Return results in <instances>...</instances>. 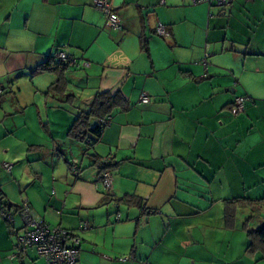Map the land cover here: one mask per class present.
I'll list each match as a JSON object with an SVG mask.
<instances>
[{"label": "crops", "instance_id": "crops-1", "mask_svg": "<svg viewBox=\"0 0 264 264\" xmlns=\"http://www.w3.org/2000/svg\"><path fill=\"white\" fill-rule=\"evenodd\" d=\"M107 1L119 31L92 0H0V163L15 179L0 169L3 200L12 212L25 200L37 221L73 232L76 264H197L208 243L227 258L240 231L241 255L263 264L247 232L264 224V0ZM59 50L89 64L66 71L62 97L49 91L56 74L34 73ZM103 92L122 106L92 147L71 139L75 116ZM106 159L109 191L98 180ZM13 215L11 226L0 220V264H46L32 249L16 253L23 224Z\"/></svg>", "mask_w": 264, "mask_h": 264}, {"label": "built area", "instance_id": "built-area-1", "mask_svg": "<svg viewBox=\"0 0 264 264\" xmlns=\"http://www.w3.org/2000/svg\"><path fill=\"white\" fill-rule=\"evenodd\" d=\"M233 0H192L193 4H206L208 7L226 8L231 5ZM164 1H161L163 4ZM92 6L100 12L106 21L107 27L112 31L122 29V22L114 8L107 0H92ZM155 34L160 37H168L165 27L158 24L155 28ZM56 62L64 63L68 67L75 69L88 68L89 64L84 61H78L68 55L63 50H59L55 55ZM248 101L247 97H237L232 105V114L237 116L244 111V105ZM139 104L149 103V97L145 93L139 97ZM104 129L109 124V118L103 121ZM2 168L6 172H10L12 166L3 164ZM70 172L74 177L78 176L79 167L76 162H71ZM99 183L105 191L112 188V175L110 171H104L99 176ZM15 214L21 219L23 224V232L17 236L16 253L24 254L29 249L35 251L36 255L45 260L46 264H76L79 254V238L71 231L61 228H50L45 223L37 221L31 210L29 203L25 200L21 202ZM0 220L9 226L14 224V215L11 211L5 210L0 205ZM83 230L86 225H83ZM17 254L12 255L15 257ZM120 259L119 261H125Z\"/></svg>", "mask_w": 264, "mask_h": 264}, {"label": "trees", "instance_id": "trees-1", "mask_svg": "<svg viewBox=\"0 0 264 264\" xmlns=\"http://www.w3.org/2000/svg\"><path fill=\"white\" fill-rule=\"evenodd\" d=\"M233 2L231 3V5L233 4ZM160 38H168V37H160ZM141 45H142L143 50L147 51L146 41H142ZM57 52L58 51H56L53 55L48 57L47 62H45L44 64H41L34 73L52 72L56 74V80L50 86L49 91L57 96L62 97V95L65 94V91L68 86V80L66 78V71L71 67H68L64 63L58 64L56 62L55 55L57 54ZM81 70H84V69H81ZM73 99L74 97L70 95L65 97V101L68 100V102L72 101ZM122 102H123V99L118 94L114 96L107 92L95 94L87 110H81L75 116L73 124L70 127L69 132H68L70 135V138L76 141L82 142V143H86L89 147H92L93 144L100 138V135L102 131L104 130L103 121L109 118V115L115 108L122 106ZM110 161L111 159H106V161H102L98 163L99 176L104 171L111 172L112 165L110 164ZM68 166L70 170L71 163H69ZM0 205L5 210L11 211V208L3 200V197L1 194H0ZM18 208L19 206L13 212L15 213ZM229 219L230 218H228V220ZM247 236L249 238L248 248H251V247L253 248L256 242L261 243L264 248V224L255 231H248Z\"/></svg>", "mask_w": 264, "mask_h": 264}, {"label": "rangeland", "instance_id": "rangeland-1", "mask_svg": "<svg viewBox=\"0 0 264 264\" xmlns=\"http://www.w3.org/2000/svg\"><path fill=\"white\" fill-rule=\"evenodd\" d=\"M212 10L214 11L215 8H213ZM8 164L12 165L11 163H8ZM77 164H79V161H78ZM2 165H3V163H0V169H2L4 171L2 177L4 179L8 178V179L12 180V182H13L15 179L13 178V176H10V175L7 174V172L2 168ZM21 177H22V182H25V181H27L29 179V177L26 174L21 175ZM238 221H240V220L238 219ZM238 233H239V237L236 236L233 239V242L230 245V251L229 252H231L232 254H229L227 258H223L225 253H226V249H225L224 246L223 247L221 246L219 248L216 247V248H213V250H212V244L208 243L205 246L208 245L209 253L208 252H204L203 250L202 251H200V250L197 251L198 252V253H196L197 255L205 256V257H203V256L200 257V258H202V260L198 259V263L197 264H210L209 263L210 259L208 257H211V250H212V253L215 255V256L213 255L214 256L213 262H215V264H223L221 262L222 260H227L225 264H248V260H249V264H252L253 260H252L251 257L253 256V254L250 252V254H249L250 256H248V253L244 256V254L241 255V252L239 251V250H243V252H244V250L246 248V239H245L246 235H244V234L242 235L241 231L238 232ZM216 256H219V257H216ZM260 263H262V262H257V263H254V264H260ZM165 264H168L167 261H166Z\"/></svg>", "mask_w": 264, "mask_h": 264}]
</instances>
